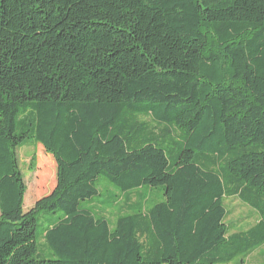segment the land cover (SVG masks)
<instances>
[{"label": "trees", "instance_id": "1", "mask_svg": "<svg viewBox=\"0 0 264 264\" xmlns=\"http://www.w3.org/2000/svg\"><path fill=\"white\" fill-rule=\"evenodd\" d=\"M29 143L56 183L24 211ZM101 176L162 200L111 228L86 207ZM229 198L248 231L228 235ZM263 242L264 0H0V264H229Z\"/></svg>", "mask_w": 264, "mask_h": 264}, {"label": "rangeland", "instance_id": "2", "mask_svg": "<svg viewBox=\"0 0 264 264\" xmlns=\"http://www.w3.org/2000/svg\"><path fill=\"white\" fill-rule=\"evenodd\" d=\"M147 120L150 121V119ZM16 155L19 169L27 186L24 197V211H27L36 200L49 194L54 188L56 183V165L52 156L44 152L41 145L34 146L29 143L17 149ZM32 158H35L33 169L30 168ZM96 188L99 197H94L93 202L88 203L86 207L94 216H103L111 228H114L118 217L130 215L133 210L136 211L140 208L144 210L150 209L162 200L160 189H152L150 191L136 189L131 191L129 199L109 184L102 176L97 178ZM139 193L147 194L146 200L142 201ZM114 196L118 197V200L112 205L110 201ZM98 202L103 203L100 204ZM224 205L228 212L225 220L228 226V235L246 232L258 221V213L237 199H225ZM229 264H264V242L249 254L237 256Z\"/></svg>", "mask_w": 264, "mask_h": 264}]
</instances>
